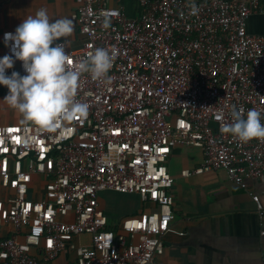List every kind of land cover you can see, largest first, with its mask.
<instances>
[{"label":"built area","instance_id":"1","mask_svg":"<svg viewBox=\"0 0 264 264\" xmlns=\"http://www.w3.org/2000/svg\"><path fill=\"white\" fill-rule=\"evenodd\" d=\"M76 1L72 18L85 40L75 50L61 42L73 66L98 47L117 57L104 80L81 75L83 118L54 130L0 126V183L9 190L0 234L10 228L0 264L60 257L61 264H159L174 219L165 165L174 149L203 151L202 164L183 176L225 170L243 188L264 177V138L243 142L221 131L233 122V106L245 116L259 111L264 123V35L247 28L253 13L264 12L263 0H139L137 17L109 0ZM15 64L7 74H25L23 62ZM35 179L45 185L37 199ZM105 191L137 195L150 207L111 228L99 201ZM86 236L87 244L73 241Z\"/></svg>","mask_w":264,"mask_h":264},{"label":"crops","instance_id":"2","mask_svg":"<svg viewBox=\"0 0 264 264\" xmlns=\"http://www.w3.org/2000/svg\"><path fill=\"white\" fill-rule=\"evenodd\" d=\"M109 2L114 7L126 10L129 16L137 17L141 13L139 0ZM77 6L76 0H0V56L9 55L2 34L6 31L15 32L23 19L35 15L41 8L47 9L52 18L69 17L73 21L72 34L57 42H65L70 50L80 48L84 36L78 22L72 18ZM247 28L251 33L264 35V12L253 13L248 18ZM16 71L19 72L18 69ZM203 159V151L189 145L174 149L166 160L168 164L165 162L174 178L171 189L174 219L171 229L163 236V253L157 254L156 260L159 264H263L264 218L260 217L253 195H258L260 204L264 206V177L249 179L247 188H243L225 170L183 176V170H194L202 164ZM4 189L0 199L3 202L9 195V190ZM106 194L113 199L117 197L118 210H122L125 200H138L142 204V211L127 215L122 213L115 225L105 213L111 228H117L126 217L139 215L150 207L134 194L105 191L100 195ZM8 232L6 230L5 233ZM88 239L87 236L78 238L84 244H87ZM70 257L74 260V253ZM62 261L60 257L52 262L41 261L40 264H61Z\"/></svg>","mask_w":264,"mask_h":264},{"label":"clouds","instance_id":"3","mask_svg":"<svg viewBox=\"0 0 264 264\" xmlns=\"http://www.w3.org/2000/svg\"><path fill=\"white\" fill-rule=\"evenodd\" d=\"M197 9L192 8L195 14ZM74 30L69 17L52 18L47 9H39L16 27L15 32L4 34V43L12 55L0 57V85L8 94L3 100L19 114L24 123H33L46 130H54L60 123L87 115L88 104L76 99L80 77L88 72L93 79L104 80L111 70L117 52L103 47L96 48L83 58L73 61L64 43H57ZM15 60L23 62L25 74L7 69ZM233 122L221 128L237 139L247 142L264 138L261 113L255 109L247 112L233 106Z\"/></svg>","mask_w":264,"mask_h":264},{"label":"rangeland","instance_id":"4","mask_svg":"<svg viewBox=\"0 0 264 264\" xmlns=\"http://www.w3.org/2000/svg\"><path fill=\"white\" fill-rule=\"evenodd\" d=\"M8 94V89L6 86L0 85V125H8V124H24L21 114H19L15 109L10 107L3 98ZM174 122V118H173ZM168 162V161H167ZM166 162V164H168ZM45 185L42 181H37L36 179L31 184V188L33 189L34 199H37L39 195H41ZM4 190L0 187V199L4 195ZM119 196V195H117ZM117 197L115 196L114 199L106 194V196H101L99 198L100 207L103 211L112 219L113 224L115 225L118 219L121 217L122 213L133 214L137 213L138 211H142V204L138 202V200L133 201H124L122 203V210H118L119 203L115 200ZM115 201V202H114ZM116 205V206H115ZM124 206V208H123ZM117 207V208H116ZM148 210V207L146 208ZM139 213V212H138ZM124 216V215H123ZM137 216V215H136ZM21 241H24V236L20 237ZM85 240V239H84ZM77 246L80 245L78 238L74 240Z\"/></svg>","mask_w":264,"mask_h":264},{"label":"trees","instance_id":"5","mask_svg":"<svg viewBox=\"0 0 264 264\" xmlns=\"http://www.w3.org/2000/svg\"><path fill=\"white\" fill-rule=\"evenodd\" d=\"M79 24V23H78ZM79 28H80V25H79ZM81 32V31H80ZM84 36V35H83ZM84 40H85V36H84V39H83V42H84ZM1 184V183H0ZM1 186H2V184H1ZM2 188L4 189V187L2 186ZM7 189V188H6ZM9 192V191H8ZM6 230H9V229H7V227L6 226H2V228H1V234H0V239H2V238H4V237H6L7 236V234L8 233H5L6 232Z\"/></svg>","mask_w":264,"mask_h":264}]
</instances>
